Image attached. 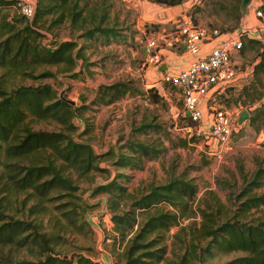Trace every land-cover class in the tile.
<instances>
[{"label": "trees", "instance_id": "obj_1", "mask_svg": "<svg viewBox=\"0 0 264 264\" xmlns=\"http://www.w3.org/2000/svg\"><path fill=\"white\" fill-rule=\"evenodd\" d=\"M14 1L0 0V8ZM153 1L174 5L182 0ZM237 2L244 5L241 0ZM97 8L84 15L77 0H35L30 19L23 15L8 18L0 13V189L23 191L36 198L44 197L46 201L60 194L70 196L68 200L73 202L61 214L70 220L69 225H86L89 231L91 225L85 210L95 208L97 203L80 205L71 199L75 198L78 188L71 172L82 175L104 170L98 161L108 156L109 151L95 152L87 140L73 136L76 125L72 118L81 115L85 105L70 104L48 82L23 84L11 82V78L17 73L33 78L52 76L54 73L49 69L36 75L31 72L47 64L55 65L58 72L76 76L80 72V69L74 70L76 60H86L85 45L74 38L45 41L44 30L68 20L71 27L81 29L77 37L87 40L98 35L114 36L117 31L112 25L101 24L106 10ZM257 9L264 12V4H259ZM86 20L90 21L89 26L77 25ZM247 47L255 52L250 67L253 75L250 86L255 90L256 84L264 83V43L256 37H243L238 52L242 53ZM130 89L129 82L120 80L99 84L90 103H110ZM253 99L254 96L251 101ZM246 110L247 123L264 130V99ZM28 116L54 122L57 126L49 130L34 128L26 119ZM181 117L193 122L184 113ZM142 128L143 125H139L135 130ZM89 131L87 123L76 135ZM261 144L264 145V139ZM128 148L130 154L113 152L111 163L116 167L139 168L143 159L156 157L161 150L140 140L129 141ZM118 178L127 179L128 174L116 172L91 189V194H106L103 204L116 235L112 238L123 242L115 264H159L163 261L166 264H203L206 259L231 251L238 254L218 264H264V214L250 216L251 209L264 203V190L255 191L264 187V165L257 164L248 176L242 174V183L232 196L233 209L210 193L208 200L195 206L199 220L188 226L179 224L192 207L190 199L196 192L192 177L169 176L163 182L149 183L134 192H128ZM2 205L12 207L10 197L0 196V264H104L79 252L58 253L54 248L56 235L40 229V223L6 212ZM23 207L20 205L18 209ZM33 208V212L41 210L36 203L27 209ZM174 225L177 230L169 235L171 255L167 257L165 240ZM4 248H23L31 258L12 257L9 250L3 251Z\"/></svg>", "mask_w": 264, "mask_h": 264}, {"label": "rangeland", "instance_id": "obj_2", "mask_svg": "<svg viewBox=\"0 0 264 264\" xmlns=\"http://www.w3.org/2000/svg\"><path fill=\"white\" fill-rule=\"evenodd\" d=\"M77 2L83 7L84 15L94 9L97 11V6L104 7L106 16L101 24L112 25L117 31L116 34L106 37L98 35L94 39L86 40L77 37L81 29L71 27L68 20L52 25L50 29L44 30L45 41L74 38L77 43L85 45L86 60L77 59L74 67V70L80 69V72L71 77L58 72L55 65L47 64L36 67L31 72L36 75L43 69H49L54 73L52 76L33 78L27 74L17 73L11 78V82L23 84L48 82L59 96L72 100L73 104L82 103L86 106L81 115L77 114L72 118L76 125L73 136L76 139L87 140L95 152L109 151L108 156L98 161V165L104 170L82 175L71 172V177L78 187L74 193L75 198L71 199L80 205L97 203L95 208L85 210V217L91 225V230L89 231L86 225L82 227L69 225L70 220L61 214V211L69 208L73 202L68 200L70 196L60 194L46 201L44 197L36 198L30 193L13 192L10 189L9 191L0 189V196L5 199L10 197L13 204L9 208L2 205L3 210L14 216L40 223V229L56 235L54 248L58 253L71 255L79 252L101 263L115 264L116 255L121 251L123 242L119 243L115 241L116 238H112L115 232L111 229L108 212L103 204L106 194L103 192L91 194L95 184L110 178L116 172H123L128 174V178L118 179L126 185L128 192H134L145 188L149 183L163 182L169 176L183 174L185 177H192L196 185L195 195L190 199L192 207L186 211L179 224L188 226L199 220L195 206L208 200L210 193L227 208L233 209L235 205L231 204L232 196L242 183V174L248 176L257 164L264 165V145L261 144L264 130L253 128L247 123V118L237 125L228 143L221 147L212 144L211 139L197 132L202 126H207L205 116L213 110L210 104L230 109L231 115L236 119L242 109L257 105L264 99L263 82L256 84L255 90L250 86L253 78L250 67L255 54L253 49L247 47L242 53L236 52L243 74L223 91L216 92L207 99L204 107L205 116L201 121L189 122L181 117L182 101L179 91L160 81L157 68L159 65L145 62V40L156 33L161 34L168 30L172 32L181 15L189 16L193 22L207 27L231 32L236 28H242L246 21L240 19L247 12L248 20L253 24L243 37L258 35L264 43V30L257 29L259 18L255 13L253 15L258 20L254 16L250 17L256 10L252 4L246 7L252 3L250 0L242 6L238 5L237 0H182L177 3L180 6L179 10L173 14L166 11L173 5L156 3L153 0H77ZM247 8H251L250 11H247ZM0 13L8 18L21 15L13 4L0 8ZM89 24V20L83 24L77 23L85 27ZM118 80L129 82L131 89L110 103H90L99 84ZM253 96L254 99L251 101ZM26 119L34 128L49 130L57 126L54 122L34 120L29 116ZM87 123L90 124L89 133L77 136L76 133ZM139 125H143V128L135 130ZM131 140L151 143L161 150L156 157L143 159L139 168L116 167L111 163L114 159L112 153L122 151L130 154L128 143ZM262 190L264 187L255 189L257 192ZM32 203L38 204L41 210L33 212L37 207L27 209ZM20 205L24 207L18 209ZM262 214L264 203L250 211L251 217ZM176 230L177 225H174L167 232L165 240L167 257L171 255L169 235ZM8 250L12 257L31 258L23 248L17 250L4 248L3 251ZM236 254L238 253L234 251L218 254L206 259L203 264H218ZM159 264L166 263L163 261Z\"/></svg>", "mask_w": 264, "mask_h": 264}, {"label": "built area", "instance_id": "obj_3", "mask_svg": "<svg viewBox=\"0 0 264 264\" xmlns=\"http://www.w3.org/2000/svg\"><path fill=\"white\" fill-rule=\"evenodd\" d=\"M13 5L24 17L30 19L33 16L35 0H15ZM254 13L259 18L257 29L264 30V13L259 9ZM247 33L248 28L244 26L224 32L181 15L172 32L153 35L145 40L144 60L147 64L159 65L163 47H173L175 42L183 45L189 60L174 71L162 72L160 81L178 88L182 101L181 114H186L193 122L201 121L205 116L207 99L214 93L223 91L243 74L239 65L232 61L231 55L240 50L243 36ZM251 37L261 39L258 35ZM209 106L213 110L205 116L207 126H202L197 132L221 147L228 143L236 119L231 115L230 109L221 105Z\"/></svg>", "mask_w": 264, "mask_h": 264}, {"label": "crops", "instance_id": "obj_4", "mask_svg": "<svg viewBox=\"0 0 264 264\" xmlns=\"http://www.w3.org/2000/svg\"><path fill=\"white\" fill-rule=\"evenodd\" d=\"M250 1L252 3L248 4L246 7H249L252 4V6L257 9V6L259 4H264V0H250ZM179 8H180V6L175 4L171 7H168V9H166V11H169V12L171 11L173 14V13H175V11H178ZM250 9L251 8H247L246 10L250 11ZM252 10H253V8H252ZM253 14H254V11L250 15V17L251 16L255 17V15H253ZM248 15L249 14H247V12H246L245 15H243L241 17L240 20L246 21V23L243 24L242 26H245L246 28L250 29V25H252L253 23L248 20V18H249ZM255 19L258 20V18H256V17H255ZM170 32H171V30H168L165 33H161V34L156 33V36L168 34ZM181 45H182L181 43L175 42L173 47H163L161 49V57H162L161 63L159 64V66L155 65V66H158L157 68H158L160 75L164 71H174V70L184 66L187 63V61L189 60L190 57H189L188 53L184 50V47H181ZM231 58H232V61L234 63L240 65V62L237 59V54L235 52L231 55ZM161 65L164 66L163 69L160 68ZM237 113H238V111H237ZM212 144H215V143L212 142ZM218 147H220V146L218 145Z\"/></svg>", "mask_w": 264, "mask_h": 264}, {"label": "water", "instance_id": "obj_5", "mask_svg": "<svg viewBox=\"0 0 264 264\" xmlns=\"http://www.w3.org/2000/svg\"><path fill=\"white\" fill-rule=\"evenodd\" d=\"M243 3H246L248 0H241ZM163 65L160 66L161 69H163ZM66 99V98H65ZM70 104H73V101L72 100H69V99H66ZM248 117V111L246 109H242L237 117H236V120H235V127L234 129H237V125L240 124V122L243 120V119H246Z\"/></svg>", "mask_w": 264, "mask_h": 264}]
</instances>
